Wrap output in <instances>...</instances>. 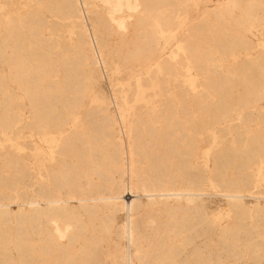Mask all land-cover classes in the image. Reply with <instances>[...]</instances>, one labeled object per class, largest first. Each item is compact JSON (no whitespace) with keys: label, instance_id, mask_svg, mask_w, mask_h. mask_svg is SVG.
<instances>
[{"label":"bare ground","instance_id":"bare-ground-1","mask_svg":"<svg viewBox=\"0 0 264 264\" xmlns=\"http://www.w3.org/2000/svg\"><path fill=\"white\" fill-rule=\"evenodd\" d=\"M197 1L0 0V128L23 136L16 82L27 127L49 144L31 193L30 153L0 151V264H264V225L244 220L247 196L264 216V181L251 191L264 180V53L245 33L264 23L263 1L217 0L154 58L158 26ZM114 64L123 82L105 101L90 86ZM209 132L234 139L214 150L211 177ZM212 182L226 223L204 213Z\"/></svg>","mask_w":264,"mask_h":264},{"label":"rangeland","instance_id":"rangeland-1","mask_svg":"<svg viewBox=\"0 0 264 264\" xmlns=\"http://www.w3.org/2000/svg\"><path fill=\"white\" fill-rule=\"evenodd\" d=\"M216 1L217 0H198L196 4L190 7V10L188 11L189 13L179 17L180 19L172 29L162 31L161 27L158 26L157 29L160 32L159 44L154 54V58H159L160 56H170L172 51L181 44L184 34L191 27L193 22L197 21L202 16L203 9L207 7H212ZM262 1L264 8V0ZM191 14H193L194 16L190 17ZM245 33L254 43V46L253 48L250 49L249 53L251 52L250 54H252L253 56L259 54L260 51L264 53V23L262 24V22L261 23L258 22L256 25L248 26V28L245 30ZM115 65L116 64H114V66ZM6 67L7 65L5 63H0L1 70H6ZM144 67L145 65H139L137 69L139 70L143 69L142 71H144L145 70ZM114 68L116 73L114 74L113 77H110L109 74H105L104 71H101L103 69H95L94 71L95 81L92 84L93 86H90V89L94 92V94L101 93L102 98L105 101L112 98V90L117 87L118 82H123V79L121 80V77L123 76L122 74L123 72L120 70L119 67L115 66ZM132 72L133 71L128 72L129 73L128 78L131 80L133 79L134 76ZM160 75H161V70L157 69L155 71V76L159 77ZM188 76H190V74ZM11 87L14 89V93H16L15 94L16 99L14 98L12 102L18 103L13 105L15 106V108H17V112L20 114L21 120L23 121V123H25V125L22 128L23 136L15 138L14 141L12 139L13 129H8L4 131L3 128H0V151H8L13 149L18 152H23L25 154L30 153L29 158L31 160L32 169L34 172V176L36 175V177L33 178V185L29 187L28 190L29 193H31L33 191L32 189L37 185L39 179H41V158H40L41 148H43L44 150H48L49 144L47 142L41 143V132L37 133L36 131L34 130L32 131L31 128L27 127V120L30 115L29 101L22 93L19 85L16 82L11 83ZM19 98L21 99L19 100ZM21 104L22 105L24 104L23 106L25 107V108L22 107V110H20L21 107L19 106ZM261 105L264 106V98L261 101ZM241 113H242V109L240 108L234 110L232 112L231 117L227 119V123L231 125L241 116ZM208 134L205 135L207 136L206 143L208 146L205 145L206 149L202 153V159L207 167L208 170L207 174L209 177H211V169L213 162L211 156H213L214 150L219 144L223 143L226 140L234 144V139H233V133H228L220 138L216 137V134L214 132H209ZM25 144L31 145V148H29ZM256 177H257V182L255 184V187L251 191H256L258 189L263 188L262 182L264 180L262 175L261 176L256 175ZM205 189H206V195L203 196V206H204V213L207 216V218L213 222L215 221L216 223H226L230 221L231 220L230 215L232 214L230 213V208L227 199L220 195L221 193L220 187L215 182H212V183H208L205 186ZM7 193H10V191H8ZM253 204H254V199H252L250 196L244 198V205L247 208L246 215L248 216L244 220L251 225L253 222L256 226L264 225V216L263 214H261L262 212L261 211H260L261 213L255 212L253 209ZM260 204L263 205L262 200L260 201ZM11 208L15 210L16 206L12 205ZM259 217L262 218V220L259 219ZM121 221H122V214L120 213L116 216V222L120 223ZM216 223L211 222V225L214 226L216 225Z\"/></svg>","mask_w":264,"mask_h":264}]
</instances>
